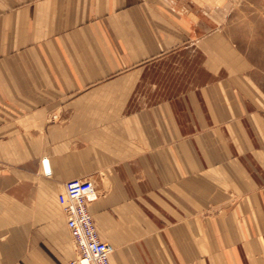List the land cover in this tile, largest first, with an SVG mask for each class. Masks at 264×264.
<instances>
[{
    "label": "crops",
    "instance_id": "0c3cea01",
    "mask_svg": "<svg viewBox=\"0 0 264 264\" xmlns=\"http://www.w3.org/2000/svg\"><path fill=\"white\" fill-rule=\"evenodd\" d=\"M198 6L0 0V264H70L72 179L111 264H264V94Z\"/></svg>",
    "mask_w": 264,
    "mask_h": 264
},
{
    "label": "built area",
    "instance_id": "2783aa9c",
    "mask_svg": "<svg viewBox=\"0 0 264 264\" xmlns=\"http://www.w3.org/2000/svg\"><path fill=\"white\" fill-rule=\"evenodd\" d=\"M97 196L93 183L83 179L67 181L57 195V203L74 243L75 256L71 264H111L113 248L99 239L88 210Z\"/></svg>",
    "mask_w": 264,
    "mask_h": 264
},
{
    "label": "rangeland",
    "instance_id": "374dc122",
    "mask_svg": "<svg viewBox=\"0 0 264 264\" xmlns=\"http://www.w3.org/2000/svg\"><path fill=\"white\" fill-rule=\"evenodd\" d=\"M197 3L198 12H204L203 8L224 12L225 33L252 64V78L264 94V0H197Z\"/></svg>",
    "mask_w": 264,
    "mask_h": 264
},
{
    "label": "bare ground",
    "instance_id": "6f19581e",
    "mask_svg": "<svg viewBox=\"0 0 264 264\" xmlns=\"http://www.w3.org/2000/svg\"><path fill=\"white\" fill-rule=\"evenodd\" d=\"M45 164H46V162H44ZM47 169V168H46ZM88 210H89V208H88ZM91 214V213H90ZM68 230V229H67ZM69 233V232H68ZM72 244H73V247H74V243H73V241H72Z\"/></svg>",
    "mask_w": 264,
    "mask_h": 264
},
{
    "label": "water",
    "instance_id": "95a60500",
    "mask_svg": "<svg viewBox=\"0 0 264 264\" xmlns=\"http://www.w3.org/2000/svg\"><path fill=\"white\" fill-rule=\"evenodd\" d=\"M45 167L47 168L46 164H45Z\"/></svg>",
    "mask_w": 264,
    "mask_h": 264
}]
</instances>
